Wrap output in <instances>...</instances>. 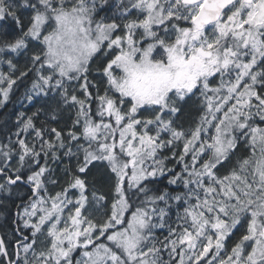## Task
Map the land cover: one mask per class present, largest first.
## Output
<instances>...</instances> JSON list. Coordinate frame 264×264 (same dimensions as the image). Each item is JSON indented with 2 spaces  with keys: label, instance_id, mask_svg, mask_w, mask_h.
Returning <instances> with one entry per match:
<instances>
[{
  "label": "snow or ice",
  "instance_id": "1",
  "mask_svg": "<svg viewBox=\"0 0 264 264\" xmlns=\"http://www.w3.org/2000/svg\"><path fill=\"white\" fill-rule=\"evenodd\" d=\"M116 7L120 22L96 0H0L18 29L0 35V106L29 73L27 101L55 102L0 143V193L24 189L0 264H264V0Z\"/></svg>",
  "mask_w": 264,
  "mask_h": 264
},
{
  "label": "trees",
  "instance_id": "2",
  "mask_svg": "<svg viewBox=\"0 0 264 264\" xmlns=\"http://www.w3.org/2000/svg\"><path fill=\"white\" fill-rule=\"evenodd\" d=\"M99 1V2H97ZM103 0H96V3H100ZM107 5L105 6V13L109 12L108 8H112L113 10H116V7L112 4L109 5L110 1H107ZM112 6V7H111ZM21 12L24 10L21 9ZM101 13V14H100ZM99 14L96 15L98 18L100 15H102L104 12H102V9ZM19 14V13H18ZM114 13L110 16V19L104 18L107 22H112L113 20L118 19ZM96 19V18H95ZM12 31H18V29L15 28V25L11 23L10 21L0 22V35H4L6 38L8 37L6 34L12 32ZM31 55V49L29 50V53L27 55L20 54L18 56H13V59L15 63L17 64V72L16 75H19L20 70H24L26 66V62L30 59ZM102 53L97 54V57L93 59L92 68L94 69L97 64L101 63L102 60ZM7 70V65H0V71ZM90 79H95V74L90 73L89 74ZM33 78V74L29 73V75L21 80L17 81V84L13 86V89L10 93L9 100L6 102L5 105L0 106V143H8L9 137H11L12 141H15L16 137L14 135L16 131V120L19 113L24 112L26 115H31L32 112H34L38 107L41 108H47L49 104L52 106L55 105L54 101L49 100L48 103H45V100L48 98H37L35 99L31 104L27 101L25 98L27 91L29 88H31V81ZM94 107V106H93ZM58 116L60 117L61 121L68 120L69 113L67 111L58 112ZM199 113L196 109L190 108L188 111H186L184 116V126L187 128L189 126V122L193 120H198ZM44 119L43 115L41 116L40 120L37 121V124L39 125L41 121ZM52 126L61 127V124H57L54 121L50 122ZM257 123H260L257 121ZM261 126H264V124H261ZM249 154L248 148L241 143V145L237 148L235 156L233 157L232 163H235L236 159L242 156H247ZM165 155H170V153L166 152ZM168 164V167L174 168L176 171H180V166L176 164L174 160L166 161ZM155 187H159L163 189L164 187L168 186L167 184V177H162L161 179H158ZM23 194L19 191H14L12 194H4L0 193V229H5L8 231V228L13 226V210L15 206L21 201V196ZM174 212V211H173ZM245 227L243 225H240L237 227V229L234 231V234L230 237L228 240V246L229 249L231 246L239 240L242 234H244Z\"/></svg>",
  "mask_w": 264,
  "mask_h": 264
},
{
  "label": "rangeland",
  "instance_id": "3",
  "mask_svg": "<svg viewBox=\"0 0 264 264\" xmlns=\"http://www.w3.org/2000/svg\"><path fill=\"white\" fill-rule=\"evenodd\" d=\"M107 1H110V3H109V5L110 4H112L113 6H115L116 7V5H117V3H118V0H103L102 2H100V3H96V13H95V18L96 19H100V18H106V19H110V16L111 15H113L114 13H116L115 15H116V17H117V19H118V21L120 22V14H119V12H118V10H117V7H116V10H113L112 8H108V10H109V12L107 13H105V6L108 4L107 3ZM90 2H91V0H90ZM97 2H99V1H97ZM125 2H127V0H125ZM112 7V6H111ZM101 9H102V12L104 11V13L102 14V15H100L98 18L96 17V15L97 14H99L100 13V11H101ZM121 27H122V23H121ZM102 58H104L103 57V55H102ZM31 88H29V90H30ZM28 90V91H29ZM28 91H27V93H28ZM162 177H159V179H161ZM175 218H176V216H175V210H174V212H173V214H172V220L174 221L175 220ZM241 225H243L244 227H245V230H244V233L246 232V224H241ZM240 226V225H239ZM238 227V226H237ZM237 229V228H236ZM235 229V230H236ZM161 235V238H162V236H163V233H161L160 234ZM77 257L79 256V252H77L76 254H75ZM222 255H223V253H222ZM163 258L165 259V260H167L168 259V254H167V252H164L163 253ZM178 259V258H177ZM202 264H203V262H202Z\"/></svg>",
  "mask_w": 264,
  "mask_h": 264
},
{
  "label": "flooded vegetation",
  "instance_id": "4",
  "mask_svg": "<svg viewBox=\"0 0 264 264\" xmlns=\"http://www.w3.org/2000/svg\"><path fill=\"white\" fill-rule=\"evenodd\" d=\"M104 12V11H103ZM101 14V13H100ZM17 191H19L20 193H24V189L23 188H21V189H19V190H17ZM21 199V198H20ZM20 203V202H19ZM18 203V204H19ZM17 204V205H18ZM16 212H17V207L15 206V208H14V210H13V212H12V214H13V220L15 219V215H16ZM15 227H16V225L13 223V226L12 227H10V228H8V231H6L4 228L3 229H0V237H2V238H4L5 240H6V242H8V241H10V239H11V236L14 234L13 233V229H15Z\"/></svg>",
  "mask_w": 264,
  "mask_h": 264
}]
</instances>
